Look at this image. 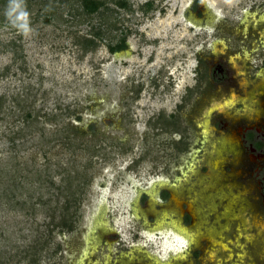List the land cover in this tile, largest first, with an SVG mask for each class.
Listing matches in <instances>:
<instances>
[{
  "label": "rangeland",
  "instance_id": "1",
  "mask_svg": "<svg viewBox=\"0 0 264 264\" xmlns=\"http://www.w3.org/2000/svg\"><path fill=\"white\" fill-rule=\"evenodd\" d=\"M86 1L24 0V35L0 0V264H264L248 148L226 144L217 173L205 152L188 160L202 126L225 120L212 106L237 90L236 74L237 91L264 86L248 77L264 60V0H200L198 14L193 0ZM124 36L131 46L111 54ZM225 122L227 138L245 124ZM212 183L250 192L228 214L245 220L239 235ZM170 188L181 204L195 198V227L173 216ZM173 219L195 247H164Z\"/></svg>",
  "mask_w": 264,
  "mask_h": 264
},
{
  "label": "flooded vegetation",
  "instance_id": "2",
  "mask_svg": "<svg viewBox=\"0 0 264 264\" xmlns=\"http://www.w3.org/2000/svg\"><path fill=\"white\" fill-rule=\"evenodd\" d=\"M149 1H152V0H143L142 5L146 4V6H148ZM199 1L200 0H193L191 5L189 6L193 14L196 13L197 11H198L197 12V14H198L201 11L199 6H201V5L203 6V3H202V1H200L201 2V4H200V3H198ZM218 45L224 47L223 43L222 42L220 43V41H219ZM110 46L111 47L109 48V52L111 54H116L122 50H126L127 47L130 46V43L127 41L126 37L124 36L122 39H119L117 42H115V44H112ZM260 48L263 50L264 45L262 44ZM226 49H228V48H226ZM215 52H216L215 49L211 50V53L213 56L214 55L216 56ZM203 58H204V61L208 62L207 60H209V58L207 56H205V57L203 56ZM228 63H230V62H228ZM215 65H218V63H215ZM217 67L220 68V65H218ZM223 72H225V71L223 70ZM262 72H264V60L261 61L260 66L257 65V70L255 71L253 76L248 75V77L251 80L256 79V81L261 83V81L259 80L260 78L258 76ZM215 74H217V73H215ZM225 76H227L225 73L220 75V77L223 79L225 78ZM243 77H245L244 73L243 74L238 73L234 77V78L238 79V80H236V85H235L237 90L239 89L240 86H244ZM196 78H197V76H196ZM259 88H260V86L256 89L254 95L249 93V91H247L246 89H242V91H237L235 89L233 92H231V91L227 92L226 97L223 98L222 100H220V102H216V103L222 104L225 107L224 109H228V107H226L227 106L226 102L230 101L232 96H236V98H238V100H239V103H238L236 110L234 112H232L231 110L229 111V109H228L229 112L228 111L222 112L220 110L214 109V106H212L213 107V113L220 111L219 113L224 116L225 120L224 121L220 120L217 123H215L211 127L212 128L211 131L213 133V136L216 138L218 136H221L222 134L225 135L223 130H224V128L228 127V123L225 121L230 120L232 122L235 121V123H236V121H238V119H243L245 121V124L243 126H237L235 128V136L230 133L229 137L230 138L233 137L232 141H230V143H233L235 141L236 146L238 145L237 148H240L243 146H246L248 148L246 150L247 160L250 164L256 165V168L253 169L251 172H249V174L256 176L254 178H257L256 180H257V183L259 184L257 186L258 187L257 188V191H258L257 194L258 195L260 194L259 196H262L263 203L261 205L263 206L262 208L264 209V174H263V171H264L263 170L264 169V118L262 119V116L260 115L259 111L256 110V108H255V104H258L264 111V93L262 94L261 90ZM261 88H264V86H261ZM247 96H248V100L246 99L247 103L250 106V108L253 110L252 117H249L247 114H245V105L243 103H244V100ZM261 99H263V100H261ZM237 112H240V113H237ZM231 113L233 116H235V118L228 117V114H231ZM258 136L261 138L256 139ZM201 141H202V139L199 140V143H195V146L193 148L194 150H198V156L199 157L202 155V151H203L202 146H201ZM193 149H191V150H193ZM191 150L189 151V153H191ZM235 154H232V157H234V159H235ZM237 159H238V156H237ZM203 168L208 169V166L204 165ZM204 169H202V170L204 171ZM179 174H180V172H179ZM175 181H177V180H175ZM172 185H175V184L173 183ZM172 185L170 183V186H172ZM167 190L169 191V198L170 197L172 198L173 189L170 188V190L169 189H167ZM248 193H250L248 191V189H247V192L246 191L244 192V190H243V192H241L239 194V195H241L239 197L237 195V191L235 192L234 190L233 191L231 190V192L229 193L228 196H231V195H234V196L237 195L238 196L237 200L235 201V203H232L231 207L233 209H235L236 206L238 207L240 205V203L244 202L243 196H245V195L248 196ZM191 198L192 197L188 196V198L182 202V204L178 210L179 215L178 214L176 215V217L178 218L177 220L181 221L182 225L185 227L186 226L190 227L194 224L193 214L189 210V203L191 201ZM219 200H221V199H219ZM172 202L174 203V201H172ZM228 202H229V200H228ZM223 203H225V201H223ZM226 204H227V202L225 203V207H226ZM194 251H195V249L193 250V252ZM199 252H200V250H199Z\"/></svg>",
  "mask_w": 264,
  "mask_h": 264
},
{
  "label": "bare ground",
  "instance_id": "3",
  "mask_svg": "<svg viewBox=\"0 0 264 264\" xmlns=\"http://www.w3.org/2000/svg\"><path fill=\"white\" fill-rule=\"evenodd\" d=\"M250 18H251L250 16H247V20H244L243 24L246 25L247 22H249ZM257 23H262L264 25V16H261L260 20H257ZM192 26L196 27L193 23H192ZM215 51H217V50L215 49ZM245 58L247 59V57H245ZM241 74H243V73L241 72ZM258 77L260 78L259 80L264 83V72L260 73ZM260 90H261V93L263 94L264 93V88H262ZM246 99L248 100V96L245 98L244 103H243L245 105V114H247L249 117H252L253 110L248 105ZM238 103H239L238 98H236V96H232L231 100L226 102V105H227L226 107H228L229 110L234 112L236 110V107H237ZM224 108L225 107L222 104H219V103H215L214 104V109H217V110H220V111L223 112ZM237 113H240V112H237ZM228 117L235 118V116H233L232 113L228 114ZM202 128H203L202 132H201V136H202V138H201L202 139L201 146H202V150H203L202 152H205V154L207 156L206 157L207 159L210 158L208 160L209 161V164H208L209 172L217 173L220 170L221 166H223V164H224V161L222 159V158H224V156H223L222 152L225 151L226 144H228L231 141L232 138H227V137H225V135L223 137L222 136H218V137L215 138L213 136L212 131L209 130L208 127L202 126ZM208 144H209L208 151L206 153V147H207ZM212 149H213V151H212ZM211 154L213 156H211V157L208 156V155H211ZM237 156L238 155L235 154V160H237ZM198 157H199L198 156V150H194L193 149V150H191V153H189L188 160L190 162L199 161ZM189 161H187V163H190ZM189 173H191V172L185 173V176L188 177ZM215 184H217V183H212V185L209 186L210 190L211 189L214 190V191L216 190V192L218 194V198L221 199L222 201H225V203L227 202L226 208H225V211H224L225 212L224 216L222 217L221 216L222 214H219V216L222 217V218L220 217V219L225 220V221H226V219H228L231 222L229 223V221H228L227 223H229L231 225L235 224L236 230L238 232L237 235H239V232L242 229L241 227L243 225H246L245 220L244 221H240V223L238 224V222H237L238 219H236V218L234 219V217L230 218L229 215H228L229 212L233 210L231 205H232V203H235V201L237 200L238 196L237 195L236 196H234V195L228 196L229 193L227 191L224 192L223 190H221L217 186L215 187ZM167 185L168 184H166V183L163 184V186H167ZM209 198H211V197H209ZM228 200H229V202H228ZM172 201H174V203L176 205H180L181 206V201L179 200V198L175 194H173V196H172ZM194 201H195V198L192 197V199H191V201L189 203V210L193 214V218H194V220H193L194 224L192 226H190L192 228L196 226V221H197V217H196V214H195L194 208H193ZM210 202H212V198L211 199H207V203H210ZM177 214L179 215V212ZM173 216H176V215H173ZM173 220H174V222L172 224L173 230L171 232V235L173 236V240H172V242L169 241L167 243L168 245L165 244L167 247L165 245H164V247L169 249V250H171L172 253L176 251L177 242H179L180 244L184 243V249H189L191 247H195V240L194 239H192V240L189 239L186 236V234L184 233V229L178 225L179 224L178 221L176 219H173ZM175 220H176V222H175ZM94 228H97V232L102 231L104 229L103 227L101 228L99 226L94 227ZM227 231H230V229H228V227L223 225V226H221L219 228V231H217V235H219L218 233L222 234L223 232H227ZM205 235H206V237H205L206 241H213V238L210 236L211 235L210 230H208L207 234H205ZM220 244H222V246L224 245L223 243H220ZM137 250H138V248H137ZM147 258L150 259L151 261H153L154 262L153 264H160V262L158 263L153 258H150V257H147ZM184 258L185 257L178 258L177 260L184 259Z\"/></svg>",
  "mask_w": 264,
  "mask_h": 264
},
{
  "label": "clouds",
  "instance_id": "4",
  "mask_svg": "<svg viewBox=\"0 0 264 264\" xmlns=\"http://www.w3.org/2000/svg\"><path fill=\"white\" fill-rule=\"evenodd\" d=\"M5 16L20 33L28 35L33 31L29 19L30 14L24 0H9Z\"/></svg>",
  "mask_w": 264,
  "mask_h": 264
},
{
  "label": "trees",
  "instance_id": "5",
  "mask_svg": "<svg viewBox=\"0 0 264 264\" xmlns=\"http://www.w3.org/2000/svg\"><path fill=\"white\" fill-rule=\"evenodd\" d=\"M86 4V8H88L90 11H95L96 7L94 6V4L92 2H90L89 0L85 2Z\"/></svg>",
  "mask_w": 264,
  "mask_h": 264
}]
</instances>
